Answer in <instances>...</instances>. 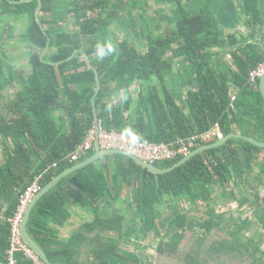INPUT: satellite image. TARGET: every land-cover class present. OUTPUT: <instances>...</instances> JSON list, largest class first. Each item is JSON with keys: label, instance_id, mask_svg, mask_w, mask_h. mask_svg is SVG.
<instances>
[{"label": "trees", "instance_id": "obj_1", "mask_svg": "<svg viewBox=\"0 0 264 264\" xmlns=\"http://www.w3.org/2000/svg\"><path fill=\"white\" fill-rule=\"evenodd\" d=\"M11 1L23 0H0V25L25 20L20 38L28 43L29 59L18 66L6 45L0 52V216L5 219L14 215L36 176L51 168L44 188L95 154L96 145L77 162L66 159L96 127L94 108L104 131L152 143L175 144L216 125L224 137L237 133L264 143V98L259 82H249L264 53L255 45L239 46V39L222 31L219 0H195L192 7L185 0H162L173 6V23L159 33L152 29L155 20L131 16L129 21L141 19L143 48L131 39L108 44L113 20L142 10L146 0H42L39 19L46 33L36 20L37 0ZM252 13H259L257 7ZM233 46L227 59L222 52ZM76 50L82 52L62 63ZM85 54L99 72L96 97V75ZM184 157L155 165L170 168ZM261 189L264 148L244 139L204 151L164 175L127 156L106 155L46 193L28 229L54 264H151L138 252L139 243L126 246L131 233L137 239L160 238L162 255L177 254L191 233L187 264H264ZM72 206L91 211L94 219L69 240H59L58 228L71 219ZM245 211L252 216L244 217ZM0 225L7 264L11 228L6 220ZM255 232L258 243L253 244L256 234L244 238ZM215 233L222 236L210 241ZM16 259L36 264L24 252Z\"/></svg>", "mask_w": 264, "mask_h": 264}, {"label": "built area", "instance_id": "obj_2", "mask_svg": "<svg viewBox=\"0 0 264 264\" xmlns=\"http://www.w3.org/2000/svg\"><path fill=\"white\" fill-rule=\"evenodd\" d=\"M264 77V62L259 64L255 69L250 72L249 82L257 84L261 78ZM100 126V125H99ZM224 138L218 125L209 131L189 137L187 139H179L175 144L152 143L141 140L137 137L130 136L125 133L107 132L100 126V131L97 128L92 129L86 136L84 142L78 146L75 152L66 157L71 163L77 162L82 155H85L96 145L98 141L103 150H121L139 157L141 160L150 164L158 162L172 161L179 156L189 155L193 149L197 148L201 143L209 144L216 140ZM57 167L54 164L52 168ZM51 168L45 170L35 177L34 181L25 189L20 195L19 204L14 215L8 219L11 228L10 235V248L7 251L8 262L7 264H17L16 253L24 252L27 257L33 260L36 264H45L39 256L32 251L23 241L22 237V224L25 215L31 203L37 194L43 189V181L46 173ZM260 196H264V190L260 192ZM252 216V215H251Z\"/></svg>", "mask_w": 264, "mask_h": 264}, {"label": "rangeland", "instance_id": "obj_3", "mask_svg": "<svg viewBox=\"0 0 264 264\" xmlns=\"http://www.w3.org/2000/svg\"><path fill=\"white\" fill-rule=\"evenodd\" d=\"M147 4L146 7H144L140 11H134L132 12L133 16H138L140 14L145 15V18L148 19H153L155 20V25L152 27V29L155 32H163L168 28V17L171 15V11L169 10L168 6H164L161 4V2H157V0H146ZM160 12V13H158ZM145 13V14H144ZM122 14V13H121ZM109 15L115 16L116 12L111 11ZM129 13L126 12L123 17L128 16ZM147 19V20H148ZM137 20V19H136ZM25 20L18 22L15 25H10V24H4L0 25V52L2 47L6 45L9 49V57L12 56V59L15 61V65L21 66L26 65L29 59V50L25 49V46L28 43L25 41V43L21 40V34L24 32V25L23 23ZM149 23H151V20H149ZM133 29L129 30L126 28V21L125 19H120V21H114L112 25L110 26V40H109V46L110 45H117V42L119 40H125V39H131L134 40V42L140 47L143 48L145 47V35L142 29V26L138 22V20L132 25ZM151 28V25H150ZM8 31H14L13 39L14 41H9L8 40V35L6 32ZM20 64V65H19ZM178 66V64H176ZM3 159V145H2V139L0 137V161ZM264 189H261V191ZM169 208V207H168ZM226 210V209H225ZM235 210V209H234ZM253 212V211H252ZM251 211H245L244 217H250L252 215ZM255 233H249L248 235L244 236L245 239L250 240L251 237L254 239ZM192 234L188 233L186 235V239L182 242L181 248L179 252L175 255H162L159 254L157 248L160 243V238L150 240V239H143V238H138L135 235V233H131L129 235L130 243L127 242L126 246L128 249H131L134 245L140 244V247L138 248V252L143 254L144 259L148 260L151 264H187L184 255L187 251L188 244L190 242ZM222 234L220 233H215L212 238H210V241L217 240L220 238ZM258 234L255 236V241H253V244L256 242L258 243L259 237H257ZM249 242V241H248Z\"/></svg>", "mask_w": 264, "mask_h": 264}, {"label": "crops", "instance_id": "obj_4", "mask_svg": "<svg viewBox=\"0 0 264 264\" xmlns=\"http://www.w3.org/2000/svg\"><path fill=\"white\" fill-rule=\"evenodd\" d=\"M159 1L164 6L169 7V10L171 11V15H172L173 6H171L168 3L164 4L162 0H157V2ZM185 2L188 7H192L193 4H195V0H185ZM256 7L259 12L256 13L257 15L252 13L256 9ZM171 15L170 17H168L169 19L167 22L168 25L173 23V18L171 17ZM131 16H133L132 13H129V15L126 16L125 18L126 28L129 30L132 29V25L137 20L138 22H140L139 20H141L140 18L137 20L135 18L134 20L132 19V21H129L130 20L129 18L135 17V16L133 17ZM217 18L219 20L220 28L226 35L235 36L237 39L240 40L239 46L244 47L246 45L248 46L255 45L260 49L261 52L264 53V0H219ZM234 48L235 46L229 49H224L222 52L223 56L226 55L227 59H229L228 53H230ZM184 85L186 86V84ZM261 170L262 167L258 166V168L256 169V173L258 174L261 173ZM231 205L232 208L236 209L237 206H239V203L235 199V202L233 201ZM71 214H72L71 219L67 222V224L63 227L58 228L59 240H66V241L69 240L76 231L81 230L82 226L86 222L92 221L94 219V214L91 211L80 209L77 206L71 207ZM5 220L8 222V220L5 219V215L0 216V224L5 223ZM4 231L5 229L1 227L0 237L4 236ZM28 232L30 234L29 229ZM30 236L32 237L31 234ZM42 250L46 253V251L43 248ZM88 253L89 252H87V254ZM49 260L51 261L50 258ZM0 264H5L3 260V255L1 253V249H0Z\"/></svg>", "mask_w": 264, "mask_h": 264}, {"label": "water", "instance_id": "obj_5", "mask_svg": "<svg viewBox=\"0 0 264 264\" xmlns=\"http://www.w3.org/2000/svg\"><path fill=\"white\" fill-rule=\"evenodd\" d=\"M34 0H23V1H11V4L17 5V4H21V3H26V2H32ZM38 1V7L36 9L35 12V16H36V20L37 23L40 25L41 29L46 33L45 27L44 25L41 23V20L39 19V15L42 9V0H37ZM50 44L51 41L48 40L47 46L45 48V50L43 51L42 55H41V59L44 61V56L46 55V53L49 51L50 48ZM82 52V50H76L74 52V54L69 57L67 60H65L62 63H65L67 61H71L73 59V57L79 53ZM86 60L89 64V66L93 69V71L95 72L96 75V81L98 83L97 89H96V94L95 97L98 95V93L100 92L101 89V83H100V77H99V72L98 70L92 65L91 60L89 58V56L87 54H85ZM59 65V64H58ZM259 87H260V91L261 94L264 98V77L260 79L259 81ZM94 101V99H93ZM95 110V117H96V128H97V132L100 131V126H99V121L97 118V113H96V109ZM244 139L248 142H250L251 144L264 148V143L257 141L254 138H250L247 136H244L242 134H237V133H232L228 136H225L222 140L210 144V145H205V146H201L199 148H197L196 150L192 151L189 155L185 156L179 163H177L176 165L170 167V168H160L157 165H153L150 164L148 162H145L143 160H141L139 157L130 154L128 152L125 151H121V150H103L99 144V142H96V150H95V154L91 157H89L88 159H86L85 161L73 166L72 168H69L67 170H65L63 173H61L59 176L55 177L50 183H48L43 189L42 191L36 195V197L34 198L33 202L31 203V205L29 206L27 213L25 215V219L24 222L22 224V237H23V241L25 242V244L32 250L34 251L41 260L44 261L45 264H54L53 262H51L47 256V254L42 250V248L34 241V239L30 236L29 232H28V222L32 213V210L34 209L35 205L37 204V202L46 194L48 193L51 189L55 188L64 178H67L68 176H70L71 174L75 173L78 170H81L93 163H95L96 161H98L99 159H101L102 157L106 156V155H124L127 156L131 159H133L135 162H137L140 166H142L143 168L151 171L154 174L157 175H164L167 173H170L172 171H174L175 169L181 167L183 164H185L188 160H190L191 158H193L194 156L203 153L204 151L210 150V149H215V148H219L223 145H225L228 141H230L231 139Z\"/></svg>", "mask_w": 264, "mask_h": 264}, {"label": "flooded vegetation", "instance_id": "obj_6", "mask_svg": "<svg viewBox=\"0 0 264 264\" xmlns=\"http://www.w3.org/2000/svg\"><path fill=\"white\" fill-rule=\"evenodd\" d=\"M120 21V20H119ZM10 33H11V35H9V38H8V40L9 41H14V39H13V33H14V31H10ZM264 197V196H263ZM259 239H261V236L259 235ZM263 249H264V240H263Z\"/></svg>", "mask_w": 264, "mask_h": 264}, {"label": "clouds", "instance_id": "obj_7", "mask_svg": "<svg viewBox=\"0 0 264 264\" xmlns=\"http://www.w3.org/2000/svg\"><path fill=\"white\" fill-rule=\"evenodd\" d=\"M155 165V164H154Z\"/></svg>", "mask_w": 264, "mask_h": 264}]
</instances>
